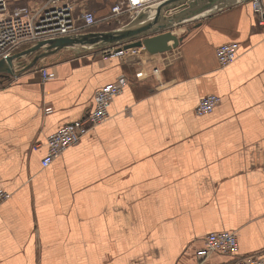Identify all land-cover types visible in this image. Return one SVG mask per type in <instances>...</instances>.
I'll return each mask as SVG.
<instances>
[{"label": "crops", "instance_id": "0c3cea01", "mask_svg": "<svg viewBox=\"0 0 264 264\" xmlns=\"http://www.w3.org/2000/svg\"><path fill=\"white\" fill-rule=\"evenodd\" d=\"M70 1L103 19L119 0ZM171 30L163 52L50 61L43 83L37 67L0 83V264H199L219 230L236 252L201 264L264 253V24L251 0H228ZM228 41L236 57L220 67ZM121 78L108 116L42 167L47 135ZM208 93L218 104L195 114Z\"/></svg>", "mask_w": 264, "mask_h": 264}, {"label": "built area", "instance_id": "2783aa9c", "mask_svg": "<svg viewBox=\"0 0 264 264\" xmlns=\"http://www.w3.org/2000/svg\"><path fill=\"white\" fill-rule=\"evenodd\" d=\"M161 1L163 0H119L110 7L109 13L102 21L109 23L110 20L116 19L120 22L122 19H119V15L133 19L143 8ZM251 6L258 14L259 22L264 24V9L260 0H251ZM102 21L90 10L83 9L74 13L70 0H44L38 5L25 4L12 8L7 0H0V59H6L38 40L87 31ZM237 47L236 41L224 42L216 47L215 57L220 67L234 61ZM117 51L114 46L105 49L103 54L106 57H114L117 56ZM15 63L16 60L13 66ZM39 72L41 83L55 76V72L48 66H40ZM10 76H16V71ZM125 84L126 79L121 78L97 87L91 108L81 118L64 123L49 133L45 139L46 151L40 160L41 166H47L90 128L104 120L109 114L112 99L121 92ZM219 100V95L215 93L201 96L194 108L195 114L211 112ZM49 111L51 108L47 107L46 112ZM7 196L8 193L0 189V204ZM236 250L237 237L234 231H210L204 235L203 245L195 250V257L201 264L213 253L232 255ZM219 264H264V253L239 255Z\"/></svg>", "mask_w": 264, "mask_h": 264}, {"label": "water", "instance_id": "95a60500", "mask_svg": "<svg viewBox=\"0 0 264 264\" xmlns=\"http://www.w3.org/2000/svg\"><path fill=\"white\" fill-rule=\"evenodd\" d=\"M226 1L228 0H163L143 8L128 24L118 29L89 30L38 40L6 59H0V81L13 73L14 60L32 55L30 61L22 67L28 69L38 60L69 47L118 44V51L142 47L145 54L169 50L176 47L180 40V37L172 33L173 26L195 19Z\"/></svg>", "mask_w": 264, "mask_h": 264}, {"label": "rangeland", "instance_id": "374dc122", "mask_svg": "<svg viewBox=\"0 0 264 264\" xmlns=\"http://www.w3.org/2000/svg\"><path fill=\"white\" fill-rule=\"evenodd\" d=\"M17 6H21V5H17ZM112 6V5H111ZM12 7H16L15 6H10ZM88 10V9H86ZM91 11V10H90ZM97 18V17H96ZM122 19V21L118 22L116 21V19L110 20L109 24L106 21H103L101 23L96 24L94 27H91L89 30H111L114 28H118L121 26H124L126 24H128L130 22L131 19H129L128 16L123 15L122 17H120L119 15V19ZM98 19V18H97ZM98 20H103V19H98ZM114 46H118V44H114ZM108 47V45L106 46H85V47H69V48H65L62 51H59L53 55L44 57L40 60H38L36 62L35 65H33V68H39L40 66H44L42 64H45L47 62L50 61H60V60H65V59H86V58H90L92 55L93 56H100L102 55L103 51L105 50V48ZM32 55H27V56H23L21 58H19L18 60H16L15 66H14V71H16V76L20 75L21 72L27 70V69H23L22 67L28 62L30 61ZM31 67V69H32ZM30 69V68H28ZM16 76H10L4 79H1L0 83L3 82H9V81H13L15 79Z\"/></svg>", "mask_w": 264, "mask_h": 264}, {"label": "bare ground", "instance_id": "6f19581e", "mask_svg": "<svg viewBox=\"0 0 264 264\" xmlns=\"http://www.w3.org/2000/svg\"><path fill=\"white\" fill-rule=\"evenodd\" d=\"M25 5V4H24ZM118 28H120V27H118ZM118 28H114V29H118ZM110 47H114V45H109L108 47H106L105 49H109ZM109 51V50H108ZM13 68H14V66H13ZM14 71V70H13Z\"/></svg>", "mask_w": 264, "mask_h": 264}]
</instances>
